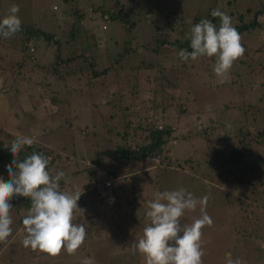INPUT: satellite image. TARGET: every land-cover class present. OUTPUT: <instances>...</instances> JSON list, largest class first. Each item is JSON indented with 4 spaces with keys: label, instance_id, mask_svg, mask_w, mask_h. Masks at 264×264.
I'll use <instances>...</instances> for the list:
<instances>
[{
    "label": "rangeland",
    "instance_id": "374dc122",
    "mask_svg": "<svg viewBox=\"0 0 264 264\" xmlns=\"http://www.w3.org/2000/svg\"><path fill=\"white\" fill-rule=\"evenodd\" d=\"M155 1L0 0L1 20L13 5H17L21 28L34 31L30 38L19 32L11 38H0V67L6 70H0V139L10 142L13 137L27 136L44 152H50L48 157L54 161L53 175L63 171L67 177L62 191L87 193V198L82 199L85 206L79 210L85 216L100 212V217L105 218L98 203L101 197H93V188L102 197L112 196L111 190L104 189L107 170L111 169L109 153L114 150L117 133L123 132L124 125L120 111L104 106L107 101L122 103L131 115L145 118L150 114L146 118L150 122L156 120L157 128L171 123L182 148L178 150L169 143L170 160L176 163L193 156L204 157L206 142L198 134L203 127L201 118L206 122L215 119L231 132L242 128L244 134L254 135L253 115L256 112L257 126L264 125V17H258L260 32L258 29L241 37L245 53L234 63L228 79L221 83L214 74V57H201L184 64L167 44V37L171 35L168 16L184 18L183 24L175 29L176 35H171L176 38L181 30L188 32L193 27L195 17H203L214 6L213 0H159V4ZM236 1L238 9L230 11L236 20L243 15L249 22L260 9L259 0ZM220 2L223 3L214 6L215 9L226 13L221 7L226 0ZM54 6L58 10L54 11ZM114 13L127 14L131 16L130 22H136L129 35L122 30L121 21H112ZM37 31L43 36L35 34ZM158 33L164 36L160 43L154 39ZM69 42L80 48L76 49ZM124 51H127L125 57L119 60V54ZM58 52H61V59L72 61L67 66L59 63L62 60L56 59ZM80 54H87L92 62L77 58ZM91 63L94 68H90ZM110 66L118 73L111 71L106 76L93 77L94 71L101 72V68ZM167 86L176 88H165ZM187 125H194V129L184 130ZM218 133L219 136L228 134L223 127ZM135 138L138 145L148 143L140 131L135 132ZM10 145L8 151L12 154ZM150 160L146 159L143 165L150 166ZM152 163L157 164V160ZM138 167L137 173L127 177L122 173L123 178L118 176L116 181H110L109 188L122 186L123 190L117 194L124 199L132 194L140 197L136 189L150 181L142 191L146 199L156 192L180 188L196 198L209 196L206 212L213 223L202 229L203 264H227L228 254L244 264L263 262L262 239L253 241L245 237V232L251 229L249 220L251 225L258 221L256 232L264 237V212L258 211L248 197L250 186L236 191L234 183L223 186L212 181L216 176L209 178L205 172L202 174L203 171L169 167L157 169L155 176L153 166L148 171ZM96 179L103 181L105 186L96 184ZM226 186L232 193L229 201L234 206L230 208L225 201ZM91 199L95 202L90 203ZM143 203L139 198L133 208L124 203L123 211L136 212ZM113 213L110 225L115 227L122 217ZM10 216L12 221H18L13 211ZM199 216V207L195 212L186 211L181 224H191ZM142 227L134 233L127 231L121 235L126 228L122 229L119 235L110 238L109 245L87 241L83 251L78 250L73 256L62 251L61 257H64V264H81L86 254L95 264H145L143 257L133 251V243L143 236ZM9 239L0 243V264H28L17 248V240Z\"/></svg>",
    "mask_w": 264,
    "mask_h": 264
},
{
    "label": "trees",
    "instance_id": "16d2710c",
    "mask_svg": "<svg viewBox=\"0 0 264 264\" xmlns=\"http://www.w3.org/2000/svg\"><path fill=\"white\" fill-rule=\"evenodd\" d=\"M72 0H63L65 3H69ZM156 3L160 2L159 0L155 1ZM220 0H213L214 6H219V4L223 3L220 2ZM260 3V9L256 10L254 13V17L251 21L246 22L244 19L245 17L243 15L238 16L239 19L235 18L233 13L230 11L234 9H238L237 1L236 0H226V4L224 6H221L223 10H227L226 13H230V17L232 20V23L234 24V27L239 32L240 36L242 37L245 35V33H252L257 31L260 27V23L258 21V17H264V1L259 0ZM159 4V3H158ZM157 4V5H158ZM211 7L203 17H195L193 20V24L199 23L203 19L211 20L217 28L220 26V19L218 17H212L211 12L215 10V7ZM159 7V5H158ZM157 7V8H158ZM224 7V8H223ZM157 8L154 10L157 11ZM250 10V9H249ZM153 11V10H152ZM224 12V11H223ZM112 15V14H111ZM112 21H121L123 23V26L121 27L123 31L126 32L127 35L132 31V28L135 27L136 22L132 21L130 22L131 16L127 14H113ZM1 20V19H0ZM167 27L171 35H176L175 29H178L180 24H183L184 18H178L175 16H168L167 18ZM193 25V26H194ZM190 29V27H189ZM190 31V30H189ZM186 30H181L179 35L176 36V38H172V36L167 37V44L169 45V48L174 53H179L181 50H188L191 51L190 47V40L185 39L186 34L189 33ZM261 29H259V32ZM20 35L24 37L33 36L34 31L26 28H21L19 31ZM35 34H39V31H37ZM157 35V37H156ZM39 36H43V33L39 34ZM159 37V39H157ZM164 37L161 35V33L155 34V41L156 43L162 42V38ZM2 38V37H0ZM73 41L75 38L72 35L71 38ZM58 44V43H57ZM70 45L76 47V49L80 48L77 46V44H72L69 42ZM160 48V47H158ZM263 49V48H262ZM127 51H124L123 54H119V60H123L125 57V53ZM157 52V51H156ZM261 52V49L259 50ZM158 53V52H157ZM61 52H58L56 55V59H60L59 63H63L67 66L72 60L69 59H61ZM87 54H80L77 58H83L85 62H92L91 58L87 57ZM186 62H184L185 64ZM90 68H94V63H91ZM263 67V66H262ZM101 72L94 71L93 77L97 78L100 75L106 76L109 72H115L118 73L117 69L112 68L111 66L108 68H101ZM0 70L5 72L6 70L2 67H0ZM264 70V67H263ZM262 77L261 75H259ZM165 88H169L174 90L176 86H167ZM115 97V96H114ZM133 97H138L137 95L133 94ZM122 99V98H121ZM105 107H109L112 109H116L121 112L122 120H123V132H118V141L115 142L114 150L109 153L110 161L109 166H111V169L107 170V176L108 179L106 182H114L116 181L120 176V179L124 176H130L134 173H137L139 170L138 166H141L140 168H143L148 171V169L152 166L155 170L154 173L156 174L157 169H169V167H175L177 169H183L188 171H203L202 174L205 172V176L211 177L216 176L215 180L217 183H222L223 186L229 183L235 184V190L240 191L241 188L249 187L248 197L251 199L252 202L255 203V207L258 211L264 212V125H258L257 122V116L255 114L253 115L254 123H255V134L251 133H243L244 129H236L234 132L228 131L225 126L219 125V122H217L215 119H208V125L204 118H201L203 120L201 127L202 131H199V136L204 139L206 142L204 149L205 154L203 158H196L193 156L192 158H188L184 160L183 162L176 163L175 161L170 160L169 157V148L171 145L169 143H172L174 147H176L178 150H182L180 147V140H178L177 137L174 136V133L176 132L172 124L166 123L164 126L157 128V123L155 121H148L147 115L142 117V115L135 114L131 115L128 113L129 108L124 106L120 102H116L113 100H109L105 103ZM190 118V117H187ZM192 119H190L191 121ZM189 121V122H190ZM198 122V121H197ZM132 124H135L133 126ZM210 124V125H209ZM139 126V127H136ZM197 128V126H195ZM200 127V126H198ZM224 128L225 131L228 134H225L223 136H219L218 130L221 128ZM139 128V130H138ZM230 128V127H229ZM186 129H194V125H187L184 130ZM198 130H201L197 128ZM129 130L130 133H129ZM140 131L141 133H144V141L146 139L148 140V143L146 144H140L138 145L136 143L135 138V132ZM193 132V131H192ZM134 133V134H133ZM195 133V132H194ZM207 133V134H206ZM182 137H184L182 135ZM14 139V137H13ZM11 144L10 142H4L2 139H0V178H3L5 182H7L10 178L8 176V167L13 164L14 157L11 153H9L8 146ZM167 145L168 149L165 151V147ZM180 148H178L177 147ZM138 146V147H137ZM33 152L37 153H43L46 157L50 155V152H44L42 148L37 146V144L33 143L32 146H24L20 153L18 154V159L23 160L26 156L31 155ZM164 154V155H163ZM162 157V158H161ZM146 159H151L148 164L150 166L146 167L143 164L146 162ZM168 159L164 162V160ZM153 160H157L156 163H152ZM159 160V161H158ZM103 162V161H101ZM54 161L49 162V168L48 170L53 174L52 172V166ZM163 164V167L159 166ZM146 167V168H145ZM124 173V176L120 175ZM157 176V174L155 175ZM67 177L65 176L64 179H62L60 184V190L62 191L64 188V180H66ZM96 184L103 185V181L100 179H96ZM105 182V183H106ZM147 184H151L150 181L146 182ZM147 184H143V186L138 187L136 189L137 195L139 196H132L126 197V199L122 198L121 195L118 196V192L122 191V186L120 185H114V187L109 188V186H105V191H112L111 197L109 195H100L99 191H96L95 188H93V197H101L99 199V205L101 206V209L104 212V217H100V212H97L94 215H88L85 216L84 213L79 212V210L85 206L84 199H86V194H81L80 200L78 201V207L79 209H76L74 211L73 215V223L75 224H82L84 225L86 229V238L83 243V245L80 247V251H83L84 246L87 247V241L92 242L94 245L96 243H99V245H109L110 238L114 237L115 234L119 235L121 230L126 228V230H123L121 232V235L125 232L129 231L131 233L136 232L137 229L143 228L142 226H146L150 221L146 217V212L148 210L147 204L148 201L154 199L153 197H150L148 199L144 198L142 191L146 188ZM157 186V185H156ZM153 186V187H156ZM244 186V187H242ZM97 189V188H96ZM228 186H226V199L225 201L228 203V208L233 207L234 204H232L229 201V198L231 197L232 193L228 191ZM244 192H247L244 190ZM92 193V192H91ZM98 193V194H97ZM154 195V194H153ZM113 197V198H112ZM139 198L142 200L143 207L139 209L136 212L126 213L123 211V204L126 203L129 207L133 208L136 202V199ZM83 199V200H82ZM95 202L94 199L90 200V203ZM9 203L12 205V209L10 213L13 211L16 215V218L18 219L17 222L13 221L11 228H12V235L10 236L11 239L15 241V239L18 242L20 252L22 251L23 254H21L23 261L28 264H42V260L44 261V264H64V257H61V254L55 257L49 256L45 253H41L39 251H33L31 248H25L23 245V239L25 238V231L23 226V218L27 214L28 209L31 206V201L29 198L20 197V196H13L12 199L9 201ZM138 205H140L138 203ZM137 205V206H138ZM249 208V207H248ZM141 211H143L141 213ZM113 212L118 213L120 217H122V220L119 221V223L113 227L110 225V220L113 219ZM121 212L123 214H121ZM137 216V218L135 217ZM182 219V218H181ZM258 223V221H257ZM251 225L252 222L249 220V226L250 230L246 231L247 236H245L247 239H252L253 241L262 239V242H264V237L260 236L256 232L258 224ZM130 228L132 230L130 231ZM256 228V229H255ZM2 248H5L3 245ZM1 248V250H2ZM25 251V253H24ZM108 249L105 250V254L108 253ZM88 253V252H87ZM89 256L86 254V257ZM29 259L27 260V258ZM59 257V258H58ZM264 259V255L262 257ZM261 264H264V260Z\"/></svg>",
    "mask_w": 264,
    "mask_h": 264
},
{
    "label": "clouds",
    "instance_id": "9594fccd",
    "mask_svg": "<svg viewBox=\"0 0 264 264\" xmlns=\"http://www.w3.org/2000/svg\"><path fill=\"white\" fill-rule=\"evenodd\" d=\"M53 10H58L57 6ZM20 9L13 5L9 14L0 20V37L11 38L21 30ZM220 19L217 26L203 19L191 27L185 39L190 40L191 51L181 50L178 55L182 62H195L201 57L215 58L214 74L223 83L234 63L240 59L245 48L241 36L232 24L231 17L219 10L211 12ZM33 138L18 136L11 141L10 151L14 157L8 167L9 180L0 178V243L12 235L10 216L13 196L29 198L31 206L23 218V239L25 248L55 257L66 251L69 256L77 253L86 238L82 224L73 223L81 193L60 190L59 182L65 178L63 171L53 175L49 170L50 157L33 152L23 160L18 154L24 146H32ZM209 196L196 198L186 189L156 192L148 201L146 217L150 221L143 230V236L133 243V251L139 253L145 264H203L201 238L202 229L213 221L206 212ZM199 207L200 216L191 224H181L186 211L195 212ZM81 264H95L93 258L85 257ZM227 264H244L233 260L228 254Z\"/></svg>",
    "mask_w": 264,
    "mask_h": 264
},
{
    "label": "built area",
    "instance_id": "2783aa9c",
    "mask_svg": "<svg viewBox=\"0 0 264 264\" xmlns=\"http://www.w3.org/2000/svg\"><path fill=\"white\" fill-rule=\"evenodd\" d=\"M67 1H69V0H67ZM103 28L105 29V27L103 26ZM110 181L109 182H106L105 184H106V186H110Z\"/></svg>",
    "mask_w": 264,
    "mask_h": 264
},
{
    "label": "crops",
    "instance_id": "0c3cea01",
    "mask_svg": "<svg viewBox=\"0 0 264 264\" xmlns=\"http://www.w3.org/2000/svg\"><path fill=\"white\" fill-rule=\"evenodd\" d=\"M65 8H67V7H65Z\"/></svg>",
    "mask_w": 264,
    "mask_h": 264
}]
</instances>
